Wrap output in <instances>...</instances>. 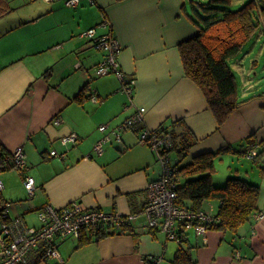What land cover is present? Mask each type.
<instances>
[{
    "label": "crops",
    "instance_id": "crops-1",
    "mask_svg": "<svg viewBox=\"0 0 264 264\" xmlns=\"http://www.w3.org/2000/svg\"><path fill=\"white\" fill-rule=\"evenodd\" d=\"M66 1L0 5L6 10L0 16V153L22 146L26 172L37 186L31 198L24 174L2 170L0 203L11 219L23 218L35 228L46 206L62 209L73 202L131 219L123 233L93 236L86 244L70 238L59 247L60 259L40 261L33 253L31 264H149L156 257L174 264L181 247L196 264H264V216L236 233L210 230L204 239L190 231L182 246L151 230L144 213L147 189L163 168L138 138L140 128L172 132L178 144L189 136L185 162L225 147L247 151L251 145L246 155L218 157L213 182L223 186L237 176L258 185L257 213L264 215V15L256 35L230 61L241 104L220 126L202 90L187 78L180 51V44L198 33L191 19L194 7L210 0H80L77 7ZM231 1L236 9L251 0ZM91 28L98 36L112 32L119 41L120 69L136 79L132 104L116 74L96 76L105 52L81 37ZM85 87L89 98L76 101ZM140 108L146 110L143 124L122 132L121 141L112 137L98 155L97 142ZM102 125H108L106 132ZM71 133L80 140L63 146L61 138ZM52 150L67 156L50 157ZM172 152L176 164L179 156L169 152L170 161ZM220 204L206 201L203 210L216 216Z\"/></svg>",
    "mask_w": 264,
    "mask_h": 264
},
{
    "label": "built area",
    "instance_id": "built-area-1",
    "mask_svg": "<svg viewBox=\"0 0 264 264\" xmlns=\"http://www.w3.org/2000/svg\"><path fill=\"white\" fill-rule=\"evenodd\" d=\"M53 2L55 0H44ZM68 7H77L80 0H67ZM82 38L91 40L93 46L105 52L104 60L95 68L97 77L116 74L121 83V90L133 103L136 79L126 75L120 69L119 54L121 45L112 32L102 36L97 35V29L91 28L81 34ZM98 101L95 94L91 96ZM145 108H140L112 133L106 135L95 145V152L103 154L105 144L115 137L122 140V132L131 130L143 124ZM60 120H55L59 124ZM100 131L106 132L108 125L100 126ZM140 143L149 146L156 154L162 165L163 174L152 181L147 189L148 201L144 208L147 225L151 230H160L168 240L182 243L187 241L190 231L204 239L210 231L214 216L201 210L196 212L178 204L177 170L172 164L168 153L174 148V137L171 132L151 131L142 128L138 131ZM80 140L76 133L61 138L63 146L76 144ZM50 157L65 158L66 153L52 150ZM16 170L24 174V186L31 198L34 197L37 186L33 176L27 174L28 163L24 148L19 146L10 155L0 158V171ZM4 190V183L0 179V194ZM262 213H256L254 219L263 218ZM40 227H29L23 218L11 219L7 206L0 204V264H31L30 255L37 253L40 261L60 259V245L70 239H80L85 231H94V238L100 239L103 232L121 233L127 219L117 213L105 212L101 209H85L79 202L56 209L50 205L38 212ZM163 258H151L149 264H161Z\"/></svg>",
    "mask_w": 264,
    "mask_h": 264
},
{
    "label": "trees",
    "instance_id": "trees-1",
    "mask_svg": "<svg viewBox=\"0 0 264 264\" xmlns=\"http://www.w3.org/2000/svg\"><path fill=\"white\" fill-rule=\"evenodd\" d=\"M3 1L0 0V5H3ZM4 13L6 10L0 9V16ZM260 14L264 15V0H251L239 9L232 8L231 0H210L197 4L191 19L198 33L180 44L185 74L202 90L220 126L240 107L239 85L230 61L238 57L256 35L261 26ZM87 91L88 87L83 88L75 100L83 102L88 99ZM172 135L174 148L171 151L176 150L179 156V162L175 164L178 204L199 212L206 201H220L219 212L214 216L210 230L236 233L240 227L252 223L258 212L260 187L237 176L229 178L223 186L213 182L218 157L226 153L246 155L252 146L248 145L247 151L225 147L185 162L192 141L189 136H184L178 144L175 135ZM8 155L10 152L0 153V158ZM261 155L262 152L255 157ZM128 226V221H125L121 233ZM94 234L92 230L85 231L80 243L86 244ZM103 234L109 236L118 233ZM183 243H179L180 246ZM173 263L196 264V261L188 250L181 247Z\"/></svg>",
    "mask_w": 264,
    "mask_h": 264
},
{
    "label": "rangeland",
    "instance_id": "rangeland-1",
    "mask_svg": "<svg viewBox=\"0 0 264 264\" xmlns=\"http://www.w3.org/2000/svg\"><path fill=\"white\" fill-rule=\"evenodd\" d=\"M233 1H235V0H233ZM241 7H242V6H241ZM241 7H238V8H236V9H239V8H241ZM171 156H172L171 163L174 164L175 161H176V158H177V154H176L175 152H172V153H171ZM158 164L160 165V167H162L160 163H158Z\"/></svg>",
    "mask_w": 264,
    "mask_h": 264
}]
</instances>
